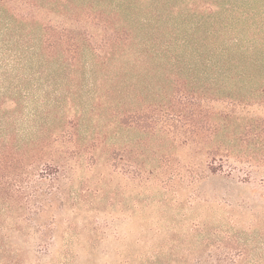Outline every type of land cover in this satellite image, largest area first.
<instances>
[{
	"label": "trees",
	"instance_id": "obj_1",
	"mask_svg": "<svg viewBox=\"0 0 264 264\" xmlns=\"http://www.w3.org/2000/svg\"><path fill=\"white\" fill-rule=\"evenodd\" d=\"M45 1L66 0H0V215L16 207L17 238L32 246L7 247L4 226L0 264H177L174 251H53L43 186L57 191L71 156L111 140L136 148L138 174L172 158L155 160L167 144L198 148L212 176L263 169L264 120L239 113L264 108V0H148L135 10ZM64 142L73 147L63 152Z\"/></svg>",
	"mask_w": 264,
	"mask_h": 264
},
{
	"label": "rangeland",
	"instance_id": "obj_2",
	"mask_svg": "<svg viewBox=\"0 0 264 264\" xmlns=\"http://www.w3.org/2000/svg\"><path fill=\"white\" fill-rule=\"evenodd\" d=\"M39 5L46 9L50 6L135 10L153 3L66 0ZM239 115L245 121H263L264 108L252 107ZM93 128L90 131L97 132ZM90 136L85 139L84 134L77 145L84 147ZM59 144L63 152L73 147L65 142ZM154 148L155 160L163 153L172 154V158L145 164L141 174L131 172L130 167L136 148L124 151L122 141L111 140L95 148V152L83 148L71 156V170L65 176L63 172L57 175L59 189L54 190L56 184L43 186L48 191V214L41 221L48 223V238H54L50 249L161 250L167 254L174 251L172 263L177 264H264V168L255 169L247 177L246 172L238 171V165L231 175L212 176L196 147L167 144ZM145 156L141 155L140 161ZM168 165L177 171V176L165 173ZM152 170L163 174L150 173ZM13 208L7 216L0 215V233L6 226L10 235V240L3 243L7 247L32 248L30 243L24 246L17 238L23 215ZM28 218L24 217L23 226L31 225ZM66 238L74 242L66 243ZM90 238L96 241L91 242ZM162 261L169 263L170 259Z\"/></svg>",
	"mask_w": 264,
	"mask_h": 264
}]
</instances>
